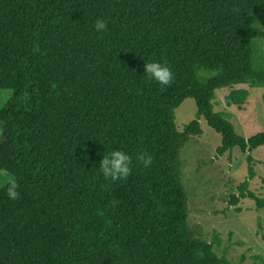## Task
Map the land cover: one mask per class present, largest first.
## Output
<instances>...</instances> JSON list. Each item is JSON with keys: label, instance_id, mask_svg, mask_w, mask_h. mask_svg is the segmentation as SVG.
<instances>
[{"label": "trees", "instance_id": "16d2710c", "mask_svg": "<svg viewBox=\"0 0 264 264\" xmlns=\"http://www.w3.org/2000/svg\"><path fill=\"white\" fill-rule=\"evenodd\" d=\"M262 8L264 0H0V89L14 91L0 110V170L20 193L13 201L0 188V264H231L214 251L218 236L209 242L189 225L181 152L203 135L204 119L221 136L219 156L246 155L232 204L249 198L264 210L250 190L264 132L246 138L232 113L215 110L220 90L240 108L264 87V64H254ZM97 19L106 31H95ZM153 61L171 68L170 87L145 75ZM190 98L196 117L180 131L176 110ZM113 150L132 158L126 180L99 168Z\"/></svg>", "mask_w": 264, "mask_h": 264}, {"label": "rangeland", "instance_id": "374dc122", "mask_svg": "<svg viewBox=\"0 0 264 264\" xmlns=\"http://www.w3.org/2000/svg\"><path fill=\"white\" fill-rule=\"evenodd\" d=\"M257 27L264 30V8L260 11ZM254 64H264V39L255 41ZM237 88L247 89L248 86ZM229 92L230 89L218 91L215 110L232 113L231 122L236 132L246 138L264 132V87L251 89V98L240 108L227 107L225 97ZM6 104H0V110ZM196 113V102L191 98L184 101L176 110L178 129L182 131L195 119ZM200 123L203 135L190 140L181 152L182 179L189 197V225L201 226L204 238L209 242H213L216 236L221 239V245L214 246L219 257L225 256L231 264H254L255 256L264 257V210H258L256 202L249 198L242 199L237 205L231 202L232 195L239 194L238 186L248 176L246 155L235 148L219 156L217 148L221 145V136L204 119ZM256 170L259 174L250 182V190L264 198V177L261 175L264 170L257 166ZM2 187L4 183L0 180Z\"/></svg>", "mask_w": 264, "mask_h": 264}, {"label": "clouds", "instance_id": "9594fccd", "mask_svg": "<svg viewBox=\"0 0 264 264\" xmlns=\"http://www.w3.org/2000/svg\"><path fill=\"white\" fill-rule=\"evenodd\" d=\"M95 31L104 32L107 30V23L103 19H97L94 23ZM145 75L157 82L162 88L170 87L174 81V73L166 64L160 62H147L144 65ZM14 95L13 89H0V104L8 103ZM131 157L121 150H113L110 154L103 155L100 161V170L104 177L111 178L113 181L126 180L131 174ZM143 161L144 167H149L152 163V157L144 155L138 157ZM0 180L6 187V195L10 200L20 198L19 184L17 180L5 171L0 170Z\"/></svg>", "mask_w": 264, "mask_h": 264}, {"label": "crops", "instance_id": "0c3cea01", "mask_svg": "<svg viewBox=\"0 0 264 264\" xmlns=\"http://www.w3.org/2000/svg\"><path fill=\"white\" fill-rule=\"evenodd\" d=\"M255 89L256 88H254L253 90H255ZM251 96H252V94L250 92V96L248 97V100L251 98ZM255 134H257V133H253L252 135L250 134L248 136V138L254 136ZM253 157L255 159V164H256L257 168L261 167L264 170V146H261L258 149L254 150L253 151ZM256 172H257V170H256ZM258 174H259V172L257 173V176H258ZM261 175L264 177V173Z\"/></svg>", "mask_w": 264, "mask_h": 264}]
</instances>
